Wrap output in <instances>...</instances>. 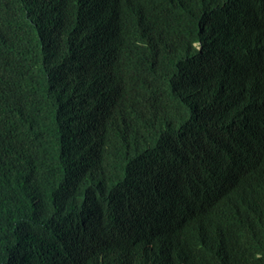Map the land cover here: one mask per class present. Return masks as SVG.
<instances>
[{
    "label": "trees",
    "instance_id": "trees-1",
    "mask_svg": "<svg viewBox=\"0 0 264 264\" xmlns=\"http://www.w3.org/2000/svg\"><path fill=\"white\" fill-rule=\"evenodd\" d=\"M11 2L0 26V264H123L126 253L148 264L132 249L135 227L113 217L139 200L158 213L203 199L210 168L196 160L241 114L264 117V31L253 24L264 0H172L163 57L143 81L116 53L104 66L113 47L104 59L106 39L94 46L101 24L81 0ZM81 209L92 213L86 239ZM221 258L264 264V240Z\"/></svg>",
    "mask_w": 264,
    "mask_h": 264
},
{
    "label": "clouds",
    "instance_id": "clouds-1",
    "mask_svg": "<svg viewBox=\"0 0 264 264\" xmlns=\"http://www.w3.org/2000/svg\"><path fill=\"white\" fill-rule=\"evenodd\" d=\"M50 1L58 5L70 4L68 0ZM171 1L81 0L82 7L90 9L101 24L93 35L94 46L96 36L106 39L104 59L113 47L104 66L113 69L116 53L131 75L142 81L152 78L156 73L154 68L163 57L164 30L175 19ZM11 3V0H0V26L6 19L1 9ZM257 20L260 21L253 18L255 32L264 31V20ZM199 44L198 41L192 46ZM263 53L264 50L260 54ZM247 66L238 68L245 73ZM261 66L264 70V62ZM252 75L259 76L255 70ZM241 115V120L196 160L210 168L207 174L211 183L204 188L203 199L190 202L186 196L185 202L160 206L158 213L151 204L139 200L134 204L133 213L120 212L113 217V223L120 229L135 227L136 243L132 249L142 248V253L138 254L140 261L148 264H226L221 256L227 251L245 248L249 239L264 240V117ZM162 209L173 215L160 214ZM91 214L81 209L75 216L76 229L83 239L89 234V223L83 216ZM62 223L64 221L59 226ZM64 225L68 232L67 222ZM233 257L227 256L228 259ZM123 264H133L127 253Z\"/></svg>",
    "mask_w": 264,
    "mask_h": 264
}]
</instances>
